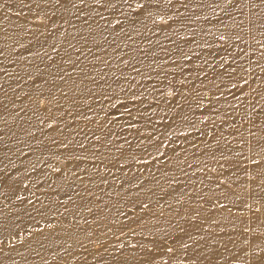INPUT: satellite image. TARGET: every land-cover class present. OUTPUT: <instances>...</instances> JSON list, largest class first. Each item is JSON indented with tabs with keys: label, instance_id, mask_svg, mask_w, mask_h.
I'll use <instances>...</instances> for the list:
<instances>
[{
	"label": "bare ground",
	"instance_id": "1",
	"mask_svg": "<svg viewBox=\"0 0 264 264\" xmlns=\"http://www.w3.org/2000/svg\"><path fill=\"white\" fill-rule=\"evenodd\" d=\"M0 264H264V0H0Z\"/></svg>",
	"mask_w": 264,
	"mask_h": 264
},
{
	"label": "rangeland",
	"instance_id": "2",
	"mask_svg": "<svg viewBox=\"0 0 264 264\" xmlns=\"http://www.w3.org/2000/svg\"><path fill=\"white\" fill-rule=\"evenodd\" d=\"M155 4H156V3H155ZM156 5H157V4H156ZM156 5H155V6H156ZM155 8H157V6H156ZM156 14H158V16H159V15L161 14V12L158 13V11L156 10ZM161 15L164 16L163 14H161ZM159 18H160V17H159ZM189 43H191V41H190ZM189 43H188V44H189ZM216 53H217V54H216ZM212 54H213V53H212ZM218 54H219L218 52H215V55H216V56L213 54V56L216 58V60L218 59V56H219L220 58H221V56H222V54H219V55H218ZM188 57H189V56H188ZM210 57H211V58H210ZM214 57H212V55H209L210 60H211V59L213 60ZM220 58H219V59H220ZM199 91H200V90H199ZM111 102H115V104H114V103H111V106H112V104L115 105V106H114L115 109H114L113 107H111V108H113L114 110H113V109H112V110H113L114 112H116L117 109H118V105H119V104H118V100L116 99L115 101H111ZM116 106H117V108H116ZM115 110H116V111H115ZM110 111H111V109H110ZM114 112H111V113L109 112V113L112 114V113H114ZM199 112H200V111H199ZM110 114H109V115H110ZM128 121H129V119H128ZM128 121H127V122H128Z\"/></svg>",
	"mask_w": 264,
	"mask_h": 264
}]
</instances>
